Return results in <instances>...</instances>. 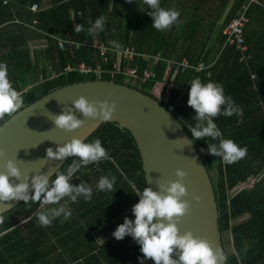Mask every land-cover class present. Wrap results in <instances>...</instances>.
I'll return each instance as SVG.
<instances>
[{"label":"trees","instance_id":"trees-1","mask_svg":"<svg viewBox=\"0 0 264 264\" xmlns=\"http://www.w3.org/2000/svg\"><path fill=\"white\" fill-rule=\"evenodd\" d=\"M160 3L164 8L174 5L181 13L182 23L165 32L153 29L148 9L142 12L140 0H0V62L7 64L8 78H13L12 85L21 93L25 107L63 86L96 78L94 74L65 70L69 64L76 67L83 61L90 62L91 50L61 49L54 37L80 42L96 36L109 47H113L109 41H115L121 48L161 52L179 61L188 58L192 62H210L219 57L210 74L200 75L201 81L221 83L225 94L243 109V123H238L236 116H218L214 123L222 138L246 146L247 156L225 165L208 153L207 142L216 141L195 142L211 175L227 264H264V175L254 189L231 195L240 185L247 184L251 176L264 174V5L251 8V23L246 30L251 60L243 63L236 47L227 46L222 51L226 40L222 31L241 14L246 0ZM34 5H39L38 13L32 11ZM100 16L106 17L104 31L88 35L90 22ZM76 24L83 25L85 31L75 33ZM40 42L46 43L45 47L32 52L31 44ZM158 70H163V66ZM252 74L259 76L258 82H253ZM197 77L178 74L177 84ZM102 78L111 80L107 73ZM115 81L123 83L120 77ZM154 86L148 85L151 92ZM182 95L181 90L175 89L163 102L189 131L188 126L195 124V111L188 106V96L181 98ZM96 138L111 159L94 162L87 168L82 166L73 175L72 183L78 185L83 181L92 187L90 184L97 185L103 176H115L116 191L96 188L90 202L82 197L76 203L68 202L71 218H57L47 228L37 226L35 213L40 210L39 203L18 205L4 214L0 223V264H141L140 245L131 236L122 240L111 236L125 217L135 219L131 211L139 202L135 192L148 187L140 151L131 132L115 123H104L86 143ZM73 159L60 170L66 171ZM244 242L249 245L246 255L241 251ZM50 254H58L59 260H50ZM144 264L154 261L145 260Z\"/></svg>","mask_w":264,"mask_h":264},{"label":"clouds","instance_id":"clouds-1","mask_svg":"<svg viewBox=\"0 0 264 264\" xmlns=\"http://www.w3.org/2000/svg\"><path fill=\"white\" fill-rule=\"evenodd\" d=\"M127 2L132 3L133 0H127ZM140 3L144 8L142 12L148 9L147 14L152 18V28L157 31H169L174 25L182 23L179 19L181 13L174 5L164 8L160 0H140ZM105 24L106 17H98L94 23L90 22L87 34L95 35L104 31ZM226 27L227 25L224 29ZM74 31L79 34L85 29L83 25L76 24ZM223 36L226 38L224 34ZM109 43L117 50L121 48V45L115 41H109ZM227 46L229 45H226L225 40L222 51ZM207 72L211 73V70ZM23 103L21 93L13 87L8 78L7 64L0 62V122H2L0 128L16 116L23 107ZM187 103L195 111L193 117L195 124L188 126L192 134V142L216 141L207 142L208 153L218 157L225 165L237 163L247 156V147H241L232 139L222 138L221 131L214 123V119L218 116L229 118L236 116L237 122L243 123V109L235 103L231 96L225 94L221 83L213 81L204 83L198 77L194 78L190 83ZM72 105L84 118L98 119L101 122H110L116 111L114 101H89L84 96L75 99ZM51 120L55 128L66 132L74 131L85 123L84 119L77 118L73 107L63 108L59 115L52 114ZM4 156V150L0 149V157ZM67 157H75V159L67 165L66 171L58 169L54 179L47 173L35 174L31 177L22 175L16 161L7 159L4 164L5 171L0 172V206L8 207L14 201H24L25 205L39 203L41 210L35 213L38 227H50L53 221L60 217L64 221L69 220L72 211L67 207V202L76 203L81 197L90 202L93 196V189L85 182L81 181L78 185L72 183L73 175L82 166L87 168L89 164L99 163L111 157L99 138L86 143L80 138L73 137L55 150L51 147L46 149L48 160L63 161ZM175 174L178 177L177 180L158 183L156 191L150 187L144 188L142 192L136 191L139 202L131 209L135 219L125 217L124 222L116 228L113 236L116 240L131 236L140 245V252L143 254L141 264L149 259L154 261V264H227L228 255L223 247L211 243L207 238L194 235L192 231L183 233L180 231L178 224L189 213L191 205L184 199L188 195L183 182L187 172L177 169ZM115 183V176H103L96 187L99 191L115 192ZM193 199L199 202L200 197L196 196ZM61 201L66 203L62 204ZM48 205L59 206L46 208L45 206ZM3 221V215H0V223ZM248 248L249 245L244 242L241 251L246 255ZM173 254L178 256V259H173Z\"/></svg>","mask_w":264,"mask_h":264},{"label":"water","instance_id":"water-1","mask_svg":"<svg viewBox=\"0 0 264 264\" xmlns=\"http://www.w3.org/2000/svg\"><path fill=\"white\" fill-rule=\"evenodd\" d=\"M84 96L89 101H114L116 111L110 122L84 118L74 109L72 102ZM73 107L82 127L66 132L55 128L52 114L59 115L63 108ZM104 123H115L131 132L140 151L148 187L158 190L157 184L177 180L176 170L187 172L184 178L190 205L189 213L178 224L180 231H192L194 235L207 238L223 247L219 227V210L211 175L203 156L189 131L156 96L143 90L112 80L95 78L63 86L31 105L23 107L14 118L0 128V172L5 171L7 159L16 161L22 175L31 177L47 173L51 178L71 158L63 161L46 159V149L55 150L59 145L77 137L86 142ZM18 183V181H17ZM199 196L197 202L194 197ZM24 201H14L8 207L0 206L4 215ZM224 248V247H223ZM173 259L178 256L173 254Z\"/></svg>","mask_w":264,"mask_h":264},{"label":"built area","instance_id":"built-area-1","mask_svg":"<svg viewBox=\"0 0 264 264\" xmlns=\"http://www.w3.org/2000/svg\"><path fill=\"white\" fill-rule=\"evenodd\" d=\"M6 4V3H5ZM261 0H247L242 8L241 14L235 18L224 29L223 34L226 36V45L235 46L242 54L241 62L248 63L251 59L250 49L246 40V29L250 23L249 12L253 5H261ZM34 13L40 11L39 5L32 8ZM38 23H35L37 26ZM59 42L61 49H70L78 51L80 49H89L93 53L91 62L83 61L76 67L69 64L65 70H77L81 74H94L98 78H102L104 73L110 75L111 80L117 78H129L133 82V87H145L149 84H155L153 94L165 101H168L171 91L178 89L183 92L181 98L189 97L190 81L182 85L177 84L178 74H194L201 80V74L210 71L217 63V60L208 62H192L188 58L183 60H174L163 56L161 52L157 53H141L136 47L120 48L109 47L101 42L96 36L91 41H74L64 37H54ZM144 64H147L145 67ZM163 66V70H158ZM210 74V73H209ZM253 81L257 82L259 76L252 75ZM263 173L254 175L249 178L247 184L240 185L231 195H237L243 190L254 189L262 180Z\"/></svg>","mask_w":264,"mask_h":264},{"label":"rangeland","instance_id":"rangeland-1","mask_svg":"<svg viewBox=\"0 0 264 264\" xmlns=\"http://www.w3.org/2000/svg\"><path fill=\"white\" fill-rule=\"evenodd\" d=\"M256 25H257V24H256ZM91 59H92V58H91ZM91 59L89 60L90 62H91ZM90 62H89V63H90ZM10 81H11V83H12V82H13V78H11ZM123 82H124L125 84L131 85V86H134V85H133V82H132L131 80H129V78H124ZM185 83L188 84L189 81H186ZM138 88H140L141 90H144V91H146V92H150V93H152L151 90H150V88H148V85L145 86L144 88H143V87H138ZM161 100H162V99H161ZM163 101H165V100H163ZM90 185H92V187H91L92 189H95V190H96L97 187H96V186H93V185H96V184H90ZM61 203L63 204V203H66V202H65V201H61ZM57 206H59V205H48V206H45V207L47 208V207H57ZM69 206H71V205H70V203L67 202V207H69ZM40 210H41V209H40Z\"/></svg>","mask_w":264,"mask_h":264},{"label":"crops","instance_id":"crops-1","mask_svg":"<svg viewBox=\"0 0 264 264\" xmlns=\"http://www.w3.org/2000/svg\"><path fill=\"white\" fill-rule=\"evenodd\" d=\"M261 2L263 3V1H261ZM246 3H247V0H246ZM246 3H245V4H246ZM245 4H244V5H245ZM262 5H264V4H262ZM262 5H261V6H262ZM45 45H46V43H44V42H40V43H32V44H31L32 52H34L36 49L39 50V49L44 48ZM146 65H147V64H144L143 66L145 67ZM113 233H114V232L111 233V236H113ZM50 256H51L50 260H55V259H56V260H59V255H58V254H56V255H55V254H50ZM67 258H68V257H66V259H67Z\"/></svg>","mask_w":264,"mask_h":264}]
</instances>
